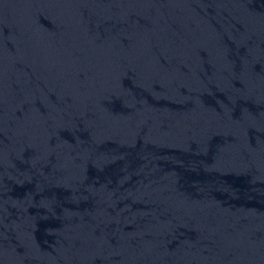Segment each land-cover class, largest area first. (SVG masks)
Returning a JSON list of instances; mask_svg holds the SVG:
<instances>
[{"label": "water", "instance_id": "obj_1", "mask_svg": "<svg viewBox=\"0 0 264 264\" xmlns=\"http://www.w3.org/2000/svg\"><path fill=\"white\" fill-rule=\"evenodd\" d=\"M0 79L264 253V0H0Z\"/></svg>", "mask_w": 264, "mask_h": 264}]
</instances>
